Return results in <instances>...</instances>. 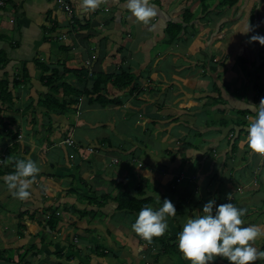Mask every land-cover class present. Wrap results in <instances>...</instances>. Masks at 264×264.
Masks as SVG:
<instances>
[{
  "label": "crops",
  "instance_id": "1",
  "mask_svg": "<svg viewBox=\"0 0 264 264\" xmlns=\"http://www.w3.org/2000/svg\"><path fill=\"white\" fill-rule=\"evenodd\" d=\"M2 1L0 264H190L178 233L209 199L231 200L246 209L245 223L264 230V157L247 141L250 117L264 104V57L222 92L212 75L228 54L216 66L207 52L218 45L204 57L196 51L214 25L218 33L238 25L224 35L242 44L247 0H149L156 15L147 25L127 0H102L94 11L69 0L70 16L54 0ZM256 17L259 24L263 12ZM174 22L181 31L166 44ZM192 58L194 68L208 63L203 84L191 81ZM123 71L133 91L111 80L99 93L109 101L89 94L92 77ZM29 158L40 172L21 200L4 176ZM121 195L157 209L168 198L177 214L149 242L132 227L138 214L117 209ZM215 263L226 264L218 256Z\"/></svg>",
  "mask_w": 264,
  "mask_h": 264
},
{
  "label": "clouds",
  "instance_id": "2",
  "mask_svg": "<svg viewBox=\"0 0 264 264\" xmlns=\"http://www.w3.org/2000/svg\"><path fill=\"white\" fill-rule=\"evenodd\" d=\"M101 2L82 0L87 11H94ZM127 7L145 25L156 15L149 0H127ZM253 27L248 23L247 32ZM249 39L264 45V34L256 33ZM247 141L254 152L264 155V104L261 102L256 114L250 117ZM39 172L40 167L31 158L17 159L15 171L5 174L4 180L9 189H15L13 196L25 200L32 195L30 186ZM158 199L161 200L159 195ZM202 213L189 218L178 233V248L190 264H210L217 256L226 258L230 264H253L264 258V250L254 244L264 235V230L259 225L245 223V208L238 207L231 200L217 205L215 199H209L204 203ZM176 214L174 203L164 198L158 209L151 206L140 209L132 227L143 239L151 242L153 237L166 232L168 217Z\"/></svg>",
  "mask_w": 264,
  "mask_h": 264
},
{
  "label": "rangeland",
  "instance_id": "3",
  "mask_svg": "<svg viewBox=\"0 0 264 264\" xmlns=\"http://www.w3.org/2000/svg\"><path fill=\"white\" fill-rule=\"evenodd\" d=\"M246 3L248 4V6H245L247 11H248L247 14H249V12L251 14V15L250 14L248 15L246 24L248 25V23H249L250 25H254L255 28H252V30L249 32H247V29L238 30V31H240L241 36H243V38H244V41L242 42L241 45H238V43H237V44H233L231 46V41H229L230 37L224 35L227 33V31H225V30H229L232 32V31H234V29L238 28V25L227 26L224 28V30H222V31L220 30L221 31L220 33L216 32L215 29L217 28V26L214 25L215 33H213V36H210L211 38L208 41V43L201 45L198 50L195 49L197 51V53L200 54V56L204 57V55L206 54L204 52L205 47L209 46L210 48H213V46L218 45V47H216L214 51L210 50V52H207V56H208L207 58L210 57L211 53L216 54L214 57L215 61L213 62V64H215L216 66H218V64L222 62V58H221L220 53L223 51V52H226L228 54V58L223 60L224 61L223 67H219L220 66V64H219L218 71L216 72V74L212 75V76H215L214 77L215 82H213V85L216 84L217 87H222V89L220 88V90H222V92H223V89L228 90L230 88L231 84H232V86H234V82L235 81L238 82L240 76H242V75L246 76V74L249 72L254 73L253 70H250V67L251 68L254 67V64L256 61H257L256 63H258V64L263 61L261 58L264 57V50H262V48L264 49V45H261L258 41H251L246 34L247 33H254V32L259 33V34H264V20L259 22V24H255V18H254L255 13L257 14L256 19H258L261 12H263V15H264V9H262V7L264 8V0H247ZM253 4H255L254 6L256 9H251V11H250L249 7L253 6ZM242 33H246V34H242ZM233 46H235V47H233ZM240 49H241L242 55H241V57H238ZM183 52L186 56L190 54V52L187 50H185ZM260 55H261V57H260ZM240 58H242V61H239ZM233 60H234V64H233ZM235 61H237L238 64H236ZM201 63H205L206 65H208L207 62L201 61L197 65V67L194 68L193 66L195 65V59L192 58V60L189 61V66L193 67V69H197L193 74H191V77H192L191 79H193L191 81L197 85L203 84L202 79L199 77V75H201V73L203 72L204 73L203 76H206L205 74L208 73L207 68L202 67ZM241 64H245V66H241ZM261 74H262V76L264 75L263 72ZM200 82H202V83H200ZM195 89H197V88H195ZM230 92H231V89H230ZM232 92L234 93V91H232ZM219 104L221 105L222 103L220 102ZM258 219H261V218L259 217ZM262 236H264V235H262ZM262 236L260 237V240H264L262 238ZM260 240L256 241V245H257L256 247H258L261 250H264V247H263L264 245H261L262 243L264 244V241L263 242L261 241L260 244H258V242Z\"/></svg>",
  "mask_w": 264,
  "mask_h": 264
},
{
  "label": "trees",
  "instance_id": "4",
  "mask_svg": "<svg viewBox=\"0 0 264 264\" xmlns=\"http://www.w3.org/2000/svg\"><path fill=\"white\" fill-rule=\"evenodd\" d=\"M226 1L229 2V0H226ZM231 1H235V0H231ZM181 27L182 26L180 23L174 22V23H170L164 29V33L166 35V40H165L166 44H170L172 41H174L177 38L178 34L181 31ZM92 79L94 80V82H93V85L91 87V91L89 94L94 95L97 99L108 100L105 97H102L99 93L101 91L105 92V87H106L107 83L111 80L113 83L112 85L117 87V88H124L125 89V88L129 87L131 89V91H133V89H135V87L133 86L135 79L133 78L132 75H130L129 73H125L124 71L118 75L97 74L96 76H94V78L92 77ZM3 92L5 94H7L5 90H2L1 95H3L2 94ZM81 94H83V92L77 93V97ZM49 99L47 98V100H49ZM52 102H53V105L58 104L54 98L52 99ZM45 108L52 109L53 107L51 104H46ZM116 202L118 203L117 209L119 211H126V212L131 213V214H138L140 209H142L145 206H148V204L146 202L131 199L130 197H126V195L118 196L116 198ZM219 259H221L226 264H230V262L226 258L219 257Z\"/></svg>",
  "mask_w": 264,
  "mask_h": 264
},
{
  "label": "built area",
  "instance_id": "5",
  "mask_svg": "<svg viewBox=\"0 0 264 264\" xmlns=\"http://www.w3.org/2000/svg\"><path fill=\"white\" fill-rule=\"evenodd\" d=\"M56 1L62 8V11H64L67 15H71L72 14V6L69 2V0H54ZM3 5V1L0 0V6ZM66 144H69V145H73L74 144V141L72 139H68L65 141ZM88 151L92 152V149H88ZM261 156L264 157V155L260 154ZM57 215H59V213H57Z\"/></svg>",
  "mask_w": 264,
  "mask_h": 264
}]
</instances>
